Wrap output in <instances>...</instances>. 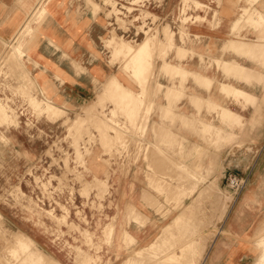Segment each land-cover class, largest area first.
I'll return each instance as SVG.
<instances>
[{
  "label": "rangeland",
  "instance_id": "obj_1",
  "mask_svg": "<svg viewBox=\"0 0 264 264\" xmlns=\"http://www.w3.org/2000/svg\"><path fill=\"white\" fill-rule=\"evenodd\" d=\"M49 1H39L38 7L42 11L31 16L24 30L3 44L0 54V102L5 103L9 109V116L5 118L7 120L0 118V264H185L189 256L194 257L190 264H199L207 250L204 248L200 251V237L206 240L214 235L218 222L211 219L221 218L239 197L229 187L227 177L221 183L216 180L210 182L199 191L196 198H191V202L198 199L201 205L187 208L186 213L190 215L188 219L184 220L183 216L181 221L175 223L174 230L183 233L182 236L163 237L152 247L136 253L138 244L133 233L124 226L120 232L117 230L119 217H124L121 214L122 207L119 203L108 201L112 195L108 177L102 178L94 173L92 165L98 163L92 161V155L97 147H102L108 154L104 162L115 170L129 168L132 163H139L141 166L144 157L151 184L165 196L167 202L175 200L177 196L183 198L191 195L198 183L208 179L201 176V173L200 177L196 174L192 176L190 172L193 167L186 164L185 159L172 164L170 174L159 175L158 170L168 168V162H164L168 159L163 146L174 144L161 139L152 142L149 138V123L156 104L170 102L165 115L168 118L167 113L171 111L169 108L186 97L185 80L190 75L186 69L188 65L181 60L177 61L172 53L176 52L178 58L186 53L188 42L185 37L190 39L191 26L201 20L197 16L199 10L193 12V15L188 12L194 8L200 9L201 1L148 0L146 3L144 0H85L88 1V6L93 1L98 4L96 6L93 3L92 8L96 6L94 10L103 12L108 19L107 34L101 43L110 63H118L119 66L107 82L97 86L92 97L77 107L67 104L62 106L50 96L41 95L31 73L34 61L30 55L26 57L28 49L35 46L39 27L49 12ZM158 1V8L169 7L164 13L153 7L154 2ZM244 14L245 22L243 20L241 23L244 26L251 24L256 28L264 27V16H256L253 8H245ZM171 15L178 18L182 43L178 38L175 39L177 29L170 25ZM240 21H235V28L240 26ZM235 39L239 42L232 40L229 44L237 52H248L250 45H254L244 42L248 41L246 37L238 35ZM146 40L150 45L144 55L145 70L139 80L133 77L130 69H126V64H129L128 56L121 55L122 53L118 56L112 50L119 43H125L130 44L135 51ZM14 47L18 48L19 61L14 60L10 64L6 62L5 55L8 56V49ZM217 60L211 58L207 64L212 67L216 61L217 65L219 63V66H223V61L228 65H224L226 68L222 69L226 71L229 68L230 72H234L227 70L228 74L237 75L241 71L243 75L249 73V68L237 60ZM34 64L39 66L38 62ZM74 64L81 67L79 63ZM113 76H118L126 89L133 93L131 102H128L130 96H127L129 99L119 98L116 101L111 95L100 94ZM198 77H205L211 82L208 76ZM235 87L231 83L222 82L223 91L228 92L227 94L230 92L234 96ZM34 95L44 101H53L61 107L62 110L58 112L60 115L52 117L36 110L31 100ZM226 107L222 106V109L225 110ZM130 109L135 111L134 116L128 113ZM160 109L164 111L163 106ZM227 114L229 113L223 115V122H236L237 116ZM205 126L207 132L215 133L219 139L230 140L232 137L220 125L210 123ZM152 130L155 131L154 124ZM175 145L178 151L174 150V153L182 155L184 141L176 140ZM222 146V143H216V147ZM163 176H168L171 181ZM175 181L176 185L173 184ZM186 184L190 186L188 189L180 187ZM216 188H219L218 192ZM204 201H209L210 204L202 205ZM180 206L178 202L176 207ZM138 213L141 215L134 205L127 208L128 219L133 216L136 218ZM211 213H214L213 216ZM191 217L193 220H190ZM209 218L211 219L208 220ZM257 230V243L261 249L258 258H264V217ZM197 237L199 240L195 239ZM179 249L181 256H176ZM26 255L30 258L26 259ZM169 255L170 260L166 259Z\"/></svg>",
  "mask_w": 264,
  "mask_h": 264
},
{
  "label": "crops",
  "instance_id": "obj_2",
  "mask_svg": "<svg viewBox=\"0 0 264 264\" xmlns=\"http://www.w3.org/2000/svg\"><path fill=\"white\" fill-rule=\"evenodd\" d=\"M39 1L0 0V54L3 44L17 36ZM200 1V9L194 8L188 12L193 15L199 10L197 16L201 20L191 26L190 39L185 37L188 42L186 53H182V58H178L176 52L172 53L173 58L188 65L186 69L190 75L185 80L186 97L169 108L168 118L165 115L170 102L156 104L149 123V138L152 142L161 139L174 144L163 146L168 159L164 162H168V168L158 170L159 175L170 174L171 165L185 159V163L191 164L198 177L201 173L208 179L198 183L191 195L167 202L165 196L151 184L144 157L141 166L132 163L129 168L115 170L104 162L108 154L102 147H97L92 161L99 165L94 164L92 168L100 177H108L112 192L108 201L119 203L124 216L119 217L117 230L120 232L124 226L133 233L138 244L136 252L152 247L163 237L182 236L183 233L174 230L175 223L181 221L183 216L184 220L188 219L190 215L186 213L187 208L201 205L198 199L191 202V198H196L204 186L215 180L221 183L230 173L246 176L248 181L245 188L223 217L208 219L218 222V228L210 239L200 237V251L207 249L201 264H256L261 250L256 238L257 228L264 217V27L256 28L251 24L244 26L241 23L243 20L245 22V8H253L256 16H264V0ZM153 7L161 13L169 8H158L156 4ZM48 9L39 27L35 46L28 49L26 57L30 55L31 60L39 63V66L34 62L31 64V73L41 95L50 96L59 105L77 107L92 97L97 86L112 76L119 66L118 63H110L101 43L107 34L108 19L103 12H96L88 6L85 0H50ZM171 17L170 25L177 29L175 39L178 38L182 43L178 18ZM237 19L241 20L240 26L235 28ZM238 35L248 39L244 42L256 45H250L248 52L234 51L229 42L239 41L235 39ZM211 58L237 60L246 65L251 73L241 77L227 74L216 61L210 67L207 62ZM74 62L79 63L81 69ZM198 76H208L211 84L208 79ZM222 82L248 90L253 95L251 102L237 100L227 94L223 91ZM161 106L164 111L160 109ZM222 106L236 112L239 116L236 123L223 122ZM209 123L220 125L224 131L226 129V133L232 135L231 139H219L215 133L207 132L204 126ZM153 124L155 131L152 130ZM176 140L184 141L182 155L174 153L177 150ZM217 142L223 146L216 147ZM163 177L171 181L168 176ZM173 184L176 185V181ZM180 187L188 189L190 186L186 184ZM178 202L181 206L177 208ZM209 204V201L202 203L205 206ZM133 205L141 215L128 219L126 209ZM190 220H193L192 217ZM195 239L199 240L198 237ZM178 254H181L180 249L176 256ZM169 256L166 259L170 260ZM193 258L189 256L185 264H190Z\"/></svg>",
  "mask_w": 264,
  "mask_h": 264
},
{
  "label": "bare ground",
  "instance_id": "obj_3",
  "mask_svg": "<svg viewBox=\"0 0 264 264\" xmlns=\"http://www.w3.org/2000/svg\"><path fill=\"white\" fill-rule=\"evenodd\" d=\"M89 1V0H88ZM88 1L86 2V4L88 3ZM114 1V0H113ZM93 3H94V1L92 2V4H91V7H93L92 5H93ZM95 4V3H94ZM114 4H115V2H114ZM96 5V4H95ZM98 5V4H97ZM96 5V6H97ZM196 5V4H195ZM199 5V4H198ZM96 6H94L95 8H96ZM36 8V7H35ZM86 8H87V6H86ZM94 8V9H95ZM114 8V7H113ZM98 9V8H97ZM40 11H42V8H40L39 9V7L37 6V8L35 9V11L29 16V18L27 19V21L30 19V17L31 16H33V15H35L36 13H38V12H40ZM93 12H94V10H93ZM38 15V14H37ZM43 16H44V14H43ZM93 17V16H92ZM26 20H25V23H24V25L22 26V28L19 30V32L21 31V30H23L24 28H25V26L27 25V24H29L28 22H27ZM137 28V27H136ZM25 32V31H24ZM169 36V35H168ZM21 38V37H20ZM114 38V37H113ZM171 38V37H170ZM167 39H165V41H166ZM258 40V39H257ZM116 41V40H115ZM117 42V41H116ZM123 42V41H122ZM239 42V41H238ZM142 43V42H141ZM150 42H148L147 40L146 41H143V43H142V45L138 48V49H134L135 51H133L132 50V47L131 46H129L128 44H125V43H119V46L117 45L116 47H115V49L114 50H112L114 47L111 45V47H113L111 50L114 52V54H118V56L121 54V55H125L126 57L128 56V58H129V64H126V69H130V71L131 72H133V77H136L137 79H141L140 77H142L143 76V73H144V70H145V65H144V55H145V53H147V50H148V47H149V44ZM235 43V42H234ZM117 44V43H116ZM231 44H233V42L231 43ZM237 44V43H236ZM239 44V43H238ZM242 44H243V42H242ZM242 44H241V47H242ZM230 45V44H229ZM246 45V44H245ZM250 45V44H249ZM254 45H256V44H254ZM234 46H235V44H234ZM237 46H239V45H237ZM236 46V47H237ZM243 46H244V44H243ZM57 48V47H56ZM235 48V47H234ZM244 48V47H243ZM251 48V47H250ZM264 48V47H263ZM236 49V48H235ZM247 49V48H246ZM9 52H8V56H6L5 54V57H6V62H8V63H13L14 62V60H18V48H16V47H14L13 49H11V50H8ZM179 51H180V49H179ZM240 51V50H239ZM241 51H243V50H241ZM240 51V52H241ZM255 51H257V50H255ZM149 52V51H148ZM262 53V52H261ZM114 54H113V57H115L114 56ZM259 54V53H258ZM3 55V56H4ZM117 56V57H118ZM260 56V55H259ZM65 57V56H64ZM2 59V58H1ZM3 59H4V57H3ZM249 59V58H248ZM19 61V60H18ZM17 61V62H18ZM113 61V60H112ZM217 61H219V60H217ZM257 61V60H256ZM220 62V61H219ZM235 62V61H234ZM22 63V62H21ZM221 63H224V65H226L227 63H225V62H221ZM231 64V63H230ZM16 65V64H15ZM167 65V64H166ZM222 66V64H221V66H219V63H218V66L220 67V68H226V66ZM228 65V64H227ZM233 65V64H232ZM21 66V65H20ZM23 66V65H22ZM229 66H231V65H229ZM237 66V65H236ZM240 66V65H239ZM239 66H238V68H239ZM9 67V66H8ZM16 67V66H15ZM233 67V66H232ZM21 68V67H20ZM19 68V69H20ZM228 68V67H227ZM242 68V67H241ZM245 68H246V66H245ZM168 69V68H167ZM170 69H171V67H170ZM179 69V68H178ZM224 70V69H223ZM227 70L229 71V68L228 69H226V71L225 72H227ZM230 70H231V67H230ZM232 70H234L235 71V69L234 68H232ZM236 70H238V69H236ZM242 70H244L245 71V69H243L242 68ZM17 71H18V69H17ZM166 71V70H165ZM168 71V70H167ZM240 71H241V69H240ZM23 72V71H22ZM24 72L26 73V71L24 70ZM230 72V71H229ZM228 72V73H229ZM233 71H231L230 73H232ZM235 72H237V71H235ZM246 73H247V70L245 71ZM175 73V72H174ZM173 73V74H174ZM190 73V72H189ZM227 73V74H228ZM234 73V72H233ZM238 73H239V70H238ZM244 73V72H243ZM249 73H251V72H249ZM75 74V73H74ZM226 74V73H225ZM237 74V73H236ZM240 74V73H239ZM239 74H237V75H239ZM241 74H242V71H241ZM240 74V75H241ZM20 75H21V73H20ZM23 75V74H22ZM21 75V76H22ZM27 75V74H26ZM186 75V74H185ZM184 75V76H185ZM239 75V76H240ZM243 75V74H242ZM244 75L246 76V74L244 73ZM260 75V74H259ZM5 76V75H4ZM24 76V75H23ZM253 76V75H252ZM12 77V76H11ZM15 77V76H14ZM28 77V76H27ZM112 77V76H111ZM186 77V76H185ZM241 77V76H240ZM243 77V76H242ZM249 77H250V75H249ZM256 77H257V75H256ZM18 78H20V77H18ZM25 78V77H24ZM30 78V77H29ZM184 78V77H183ZM205 78V77H204ZM203 78V79H204ZM244 78V77H243ZM248 78V77H247ZM252 78V77H251ZM259 78V77H258ZM242 79V78H241ZM245 79V78H244ZM249 79V78H248ZM254 79V78H253ZM256 79V78H255ZM262 79V78H261ZM260 79V80H261ZM31 80V79H30ZM134 80V79H133ZM239 80H240V78H239ZM246 80V79H245ZM257 80V79H256ZM20 81V80H19ZM28 81V80H27ZM243 81V80H242ZM264 81V80H263ZM107 82V81H106ZM139 82V81H138ZM211 83V82H210ZM209 83V84H210ZM264 83V82H263ZM29 84V83H28ZM207 84V83H206ZM33 85V84H32ZM125 84H123L122 83V81L120 80V78L118 77V76H113V78L111 79V81H110V83L107 85V86H105V88H103L104 90H103V92H101L100 94L101 95H104V96H112V98L113 99H116V101H117V99H121V100H126L128 97L127 96H130V101H128V102H131V100L133 99L132 97H133V93L132 92H130L129 90H127L126 89V85L124 86ZM205 85V84H204ZM209 87V86H208ZM15 88V87H14ZM35 88V87H34ZM172 88V87H171ZM210 88V87H209ZM224 88V87H223ZM227 88H229L230 89V87H228L227 86ZM225 89V88H224ZM223 89V90H224ZM232 89V88H231ZM170 89H168V91H169ZM227 90V89H226ZM233 90V89H232ZM171 91V90H170ZM173 91V90H172ZM229 91V90H228ZM181 92V91H180ZM183 92V91H182ZM226 92V91H225ZM232 92V91H231ZM234 92H235V94H234V97L236 96L237 97V99H239V100H241V99H243V100H245V101H249L252 97H253V95L248 91V90H246V89H244V88H241V87H235V90H234ZM130 93H131V95H130ZM228 93V92H227ZM182 94H184V93H182ZM168 95V94H167ZM176 95V94H175ZM229 95H231L230 94V92H229ZM124 96H126L125 98H123L122 99V97H124ZM171 96V95H170ZM235 97V98H236ZM254 97H256V96H254ZM169 98V97H168ZM119 99V100H120ZM129 99V98H128ZM256 99V98H255ZM31 100H32V104H33V106L35 107V109L36 110H38V111H40V112H45V113H48V115H50V116H59L60 114H58V112L60 111V110H62V108L61 107H59L58 105H56L53 101H47V100H42V99H39V98H36L35 97V95L34 96H32V98H31ZM98 100V99H97ZM100 100V99H99ZM118 100V101H119ZM177 100V99H176ZM193 100V99H192ZM93 102V101H92ZM122 102H124V101H122ZM250 102H251V100H250ZM121 103V102H120ZM246 103V102H245ZM251 105V104H250ZM127 106V105H126ZM85 107V106H84ZM123 108V107H122ZM126 108V107H125ZM168 109V108H167ZM171 109V108H170ZM222 110H224V109H222ZM173 111V110H172ZM225 111V112H224ZM223 112H224V114L223 115H225L226 113H229V114H227V116H229V115H231V116H238L237 114H236V112L235 111H233V109H231V108H229V107H226L225 108V110H224ZM126 113V112H125ZM128 113L131 115V116H134L135 115V111H132L131 109H130V111H128ZM175 112H173V114H174ZM167 114H169V113H167ZM239 114V113H238ZM221 115V114H220ZM7 116H9V109H8V107L5 105V103L3 104V103H1L0 102V118H6ZM230 116V117H231ZM51 117V118H52ZM226 117V116H225ZM239 117V116H238ZM228 118V117H227ZM232 120H233V117L231 118ZM5 120H7V119H5ZM236 120V119H235ZM234 121V120H233ZM211 122V121H210ZM235 122V121H234ZM205 123V122H204ZM236 123V122H235ZM239 123H240V121H239ZM210 124V123H209ZM187 127V126H186ZM205 128H206V126H204ZM101 128V127H100ZM105 128V127H104ZM197 128V127H196ZM102 129H103V127H102ZM194 129V128H193ZM211 129H213V128H211ZM105 130V129H104ZM210 130V129H209ZM216 130V129H215ZM207 131H208V129H207ZM216 131H218V130H216ZM222 131V130H221ZM104 132V131H103ZM166 132V131H165ZM223 132V131H222ZM228 132V131H227ZM199 133V132H198ZM225 133V132H224ZM196 134V133H195ZM170 135V134H169ZM202 135H203V132H202ZM168 136V135H167ZM201 137H203V136H201ZM205 137V136H204ZM203 137V138H204ZM218 137V136H217ZM212 138H214V137H212ZM222 142V141H221ZM218 143V142H217ZM187 169V168H186ZM189 170V169H188ZM191 170V169H190ZM189 170V171H190ZM191 174H192V176L193 175H198L197 174V172L195 171V170H191V172H190ZM196 178V177H195ZM197 179V178H196ZM215 184H216V182H215ZM217 186V184L215 185V187ZM219 189V188H218ZM217 188H216V191L218 190ZM221 190V189H220ZM214 191V190H213ZM212 191V192H213ZM211 192V193H212ZM218 192V191H217ZM222 192V191H221ZM223 193V192H222ZM224 194V193H223ZM219 195V194H218ZM221 196V195H220ZM225 196H227V195H225ZM178 197V196H177ZM231 197V196H230ZM220 198V197H219ZM226 200V199H225ZM193 201H195V200H193ZM220 201V200H219ZM222 201V200H221ZM227 201V200H226ZM230 201V200H229ZM224 202V201H223ZM194 203V202H193ZM228 204H226V206H227ZM225 206V207H226ZM134 209H135V207H134ZM127 210V209H126ZM130 211H132L131 210V208H130ZM135 211V210H134ZM226 211H227V209H226ZM226 211L224 212V214L226 213ZM223 212V211H222ZM130 213V212H129ZM132 213V212H131ZM139 214V213H138ZM117 215V214H116ZM129 215V214H128ZM222 215V214H221ZM133 216V215H132ZM227 216V215H226ZM134 217V216H133ZM141 217V216H140ZM221 217H223V215L221 216ZM141 219H143V218H141ZM133 220V219H132ZM134 221V220H133ZM148 221V220H147ZM140 222H141V220H140ZM217 232V231H216ZM219 232V231H218ZM221 232H222V230H221ZM108 233V232H107ZM215 233V232H214ZM130 236V235H129ZM126 237V236H125ZM17 241V240H16ZM22 241V240H21ZM19 242H20V240H19ZM26 244V243H25ZM263 244V243H262ZM20 246V245H19ZM10 247V246H9ZM11 248H12V246H11ZM20 248V247H19ZM23 249V248H22ZM27 251V250H26ZM139 252V251H138ZM138 252H136V253H138ZM20 253V252H19ZM36 255V254H35ZM181 255V254H180ZM203 255V254H202ZM205 255H206V253L203 255V257L201 258V260H200V262H199V264H201L202 263V261H203V259L205 258ZM137 256V255H136ZM27 257V258H26ZM26 259H29L30 257H29V255H26ZM170 257V256H169ZM174 257V256H173ZM130 258H132V256L130 257ZM40 259H42V258H40ZM173 259H175V257L173 258ZM130 260V259H129ZM24 262H25V260H24ZM41 263V262H40ZM41 264H43V262L41 263ZM196 264H198V263H196ZM255 264V263H254ZM256 264H264V258H258V260H257V262H256Z\"/></svg>",
  "mask_w": 264,
  "mask_h": 264
},
{
  "label": "built area",
  "instance_id": "obj_4",
  "mask_svg": "<svg viewBox=\"0 0 264 264\" xmlns=\"http://www.w3.org/2000/svg\"><path fill=\"white\" fill-rule=\"evenodd\" d=\"M122 1V0H119ZM146 3L149 2L148 0H144ZM120 3V2H119ZM156 5L159 6V1L154 2ZM120 7H122V4L120 3ZM124 6V4H123ZM122 9L124 10V7H122ZM110 23L113 24V22L111 21ZM228 182H229V187L233 190V192L235 194H239L246 186L248 178L245 176H241L237 173H230L227 177Z\"/></svg>",
  "mask_w": 264,
  "mask_h": 264
}]
</instances>
